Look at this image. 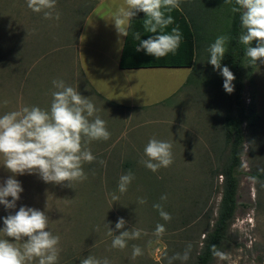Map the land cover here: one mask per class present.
I'll use <instances>...</instances> for the list:
<instances>
[{"label": "rangeland", "instance_id": "374dc122", "mask_svg": "<svg viewBox=\"0 0 264 264\" xmlns=\"http://www.w3.org/2000/svg\"><path fill=\"white\" fill-rule=\"evenodd\" d=\"M258 5L261 56L253 73L246 67L242 99L247 105L254 96L263 119L255 129L243 125L237 210L211 264H264V180L251 176L264 175V0ZM76 6L81 2L0 0V45L27 48L17 50L24 53L20 59L15 53L5 58L20 68L18 74L0 75V264H165L167 237H175L165 229L172 217L198 214V231L212 226L200 212L211 207L214 216L219 206L222 179H212L210 169L218 166L214 139L223 115L234 108L233 94L222 98L220 86L210 94L198 71L197 87L155 111L112 108L90 94L79 69ZM210 7L216 17L210 35L223 49L229 0ZM242 12L244 26L252 27L248 0H242ZM45 17L64 31L55 35L59 42L49 30H37ZM105 39L96 32V42ZM183 74L184 83L191 69ZM76 124L82 133L74 134ZM128 161L138 169L129 185L122 177ZM161 189L166 203L156 216L150 197ZM198 231L188 238L195 252L205 236Z\"/></svg>", "mask_w": 264, "mask_h": 264}, {"label": "trees", "instance_id": "16d2710c", "mask_svg": "<svg viewBox=\"0 0 264 264\" xmlns=\"http://www.w3.org/2000/svg\"><path fill=\"white\" fill-rule=\"evenodd\" d=\"M68 1L64 0V3ZM78 1H81L82 6L76 11L78 14L76 18L80 19L82 23L93 11L96 2ZM215 1L217 0H133L118 64L120 69L190 68V76L174 97L184 92L190 85L197 87V82L201 76L195 77V80L193 76L199 74L198 71H200V74H204L203 78L208 86H204V88L207 87L210 94L214 95L215 90L220 86L223 90L222 98L231 92L234 98V108L223 115L222 130L219 136L214 139V151L218 166L213 170L210 169V174L212 179L213 177H221L222 179L220 191L217 192L221 194L219 206L214 216L211 207L204 206L200 212L208 225L210 221L212 222V226H206L202 229L205 231V236L200 250L195 252V249L191 248L193 245L188 242V238L193 230L197 232L199 229L198 222H196L198 214L190 217L181 214L179 220L172 217L165 229L168 232H174L176 238L174 236L167 237L168 256L164 260L165 264H211L237 210L238 176L241 172V156L245 141L243 125L245 124L249 129H255L259 120L254 96L251 97L247 105L243 102L242 82L244 75H246V67L248 73H253L261 56L255 18L261 13L262 8L258 5L260 0H248L252 6L253 15L250 19L252 27L249 28L244 26L246 17L242 12V0H229L231 13L230 15L227 14L228 12L223 14L224 17L226 16V23L228 22L223 49H220L216 41H212L210 35L211 23L214 21L212 17H215L210 5L211 2ZM85 6H88L86 12H84ZM252 35L254 36L250 37ZM18 49L12 46L11 48L10 46L5 47L4 44L0 45V75L7 73L8 70L9 74H18L20 68L14 63L5 61L6 57H10L14 53L20 59L24 53L23 51H21L23 54L18 53ZM218 56L220 59L217 61ZM11 57L13 58V56ZM201 58L204 60L199 63ZM212 63L217 65L214 66ZM24 64L22 63V66ZM209 103L211 104V102ZM61 123L65 124L63 120ZM77 126L82 125L71 126L74 128V134L82 133ZM70 136H72L71 133ZM95 163L101 164L99 161ZM135 167L136 163L133 161H128L122 166V170H125L124 173L126 172L122 176L123 181L126 179L124 184L129 185L130 180L136 178L138 169ZM89 169L91 170V168ZM97 172L93 171L96 176H99ZM144 172L142 177L150 178V172ZM251 176L264 180L263 174L256 173ZM114 177L113 174L106 176L110 181H113ZM96 185L98 184H94V187ZM162 191L161 189V192L153 193L151 197L148 196L150 200L154 201L151 209L153 215L156 216L158 215L156 213H159L166 203L160 197L164 195V191ZM204 198L207 201V197ZM179 229L182 233L176 236ZM202 231H198V233L200 234ZM184 252H187V256ZM126 262L131 264L130 260H126ZM141 264H145V262ZM146 264L160 263L147 262Z\"/></svg>", "mask_w": 264, "mask_h": 264}, {"label": "crops", "instance_id": "0c3cea01", "mask_svg": "<svg viewBox=\"0 0 264 264\" xmlns=\"http://www.w3.org/2000/svg\"><path fill=\"white\" fill-rule=\"evenodd\" d=\"M90 1L96 2L95 8L80 23L75 41L79 69L90 94L124 112L155 111L157 104L167 103L187 81L186 78L183 83L184 74L179 76L185 68L120 69L118 64L133 0ZM78 8L81 6L75 7V17ZM40 23L37 30H42L43 34L49 30L48 34L54 43L60 41L55 36L57 33L65 35L61 27L52 26L48 17ZM97 31L107 36V39L96 42L94 36ZM73 32L72 29L70 34ZM42 42H46V38ZM5 43L6 47L12 44L6 41L4 46ZM12 47L27 49L20 44ZM71 118L76 120L75 117ZM262 119L263 114L259 113V121ZM85 129L88 131L89 128L85 126Z\"/></svg>", "mask_w": 264, "mask_h": 264}]
</instances>
